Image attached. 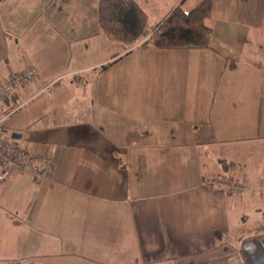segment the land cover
I'll use <instances>...</instances> for the list:
<instances>
[{"label": "crops", "instance_id": "obj_1", "mask_svg": "<svg viewBox=\"0 0 264 264\" xmlns=\"http://www.w3.org/2000/svg\"><path fill=\"white\" fill-rule=\"evenodd\" d=\"M136 1L152 28L200 2ZM206 23L207 48L125 49L97 0H0V81L37 70L0 99V138L54 163L0 180V260L258 264L237 234L264 224V0H214Z\"/></svg>", "mask_w": 264, "mask_h": 264}, {"label": "trees", "instance_id": "obj_2", "mask_svg": "<svg viewBox=\"0 0 264 264\" xmlns=\"http://www.w3.org/2000/svg\"><path fill=\"white\" fill-rule=\"evenodd\" d=\"M181 5L180 3L172 9L157 28H152L147 13L136 0H97V23L107 38L125 49L136 44H151L158 49L207 48L212 29L206 21L214 12V0H200L188 10ZM12 174L24 173L13 172L10 175ZM247 231L250 236L242 242V253L257 256L260 259L258 264H264V224ZM0 264L34 263L0 260Z\"/></svg>", "mask_w": 264, "mask_h": 264}, {"label": "built area", "instance_id": "obj_3", "mask_svg": "<svg viewBox=\"0 0 264 264\" xmlns=\"http://www.w3.org/2000/svg\"><path fill=\"white\" fill-rule=\"evenodd\" d=\"M37 75L35 67L30 66L0 82V99L9 95L21 85L30 82ZM54 168L52 158L46 153H34L26 147L0 138V180H4L11 173H29L35 179H48ZM205 184L223 185L231 193L238 194L245 189L244 184H230L219 177H208Z\"/></svg>", "mask_w": 264, "mask_h": 264}, {"label": "rangeland", "instance_id": "obj_4", "mask_svg": "<svg viewBox=\"0 0 264 264\" xmlns=\"http://www.w3.org/2000/svg\"><path fill=\"white\" fill-rule=\"evenodd\" d=\"M0 115L2 116V114H0ZM1 138H3V139H9L11 142H13V140H11V138L9 137V135H3ZM248 171H249V173L251 175H254L256 173V167L253 166V165H250L248 167ZM243 173H245V170H243ZM220 174H221V176L227 177L228 174H229V172L224 170V171H221ZM249 191H251V190L248 189L246 192H244V194H248ZM258 193H259L258 191L253 192V195L257 194V196H255L254 198H256L257 202H259V204L261 205V207L264 208V195L261 194V193H264V192H261L259 194ZM257 205H258V203H257ZM256 218H257V215L250 214V212H248V210H246V211L244 210V214L242 215V221L244 222V225L243 226H249V227L250 226H253V223H255L256 220H257ZM248 233H250V232L246 231L244 233V235H238L237 234V237H238V239H240V238L242 239L243 237L246 238V237L250 236ZM38 257L39 258H42V255H40ZM52 260H53V258L51 256L45 255L42 261L43 262H48L49 261V263H50Z\"/></svg>", "mask_w": 264, "mask_h": 264}, {"label": "water", "instance_id": "obj_5", "mask_svg": "<svg viewBox=\"0 0 264 264\" xmlns=\"http://www.w3.org/2000/svg\"><path fill=\"white\" fill-rule=\"evenodd\" d=\"M20 137V135L19 134H16V133H13L12 135H11V138H19Z\"/></svg>", "mask_w": 264, "mask_h": 264}]
</instances>
